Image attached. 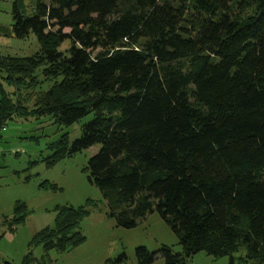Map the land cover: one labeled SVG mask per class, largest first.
Segmentation results:
<instances>
[{"label": "trees", "instance_id": "trees-1", "mask_svg": "<svg viewBox=\"0 0 264 264\" xmlns=\"http://www.w3.org/2000/svg\"><path fill=\"white\" fill-rule=\"evenodd\" d=\"M13 31L34 33L40 51L0 55L3 78L20 94L35 90L41 68L46 80L61 79L33 92L31 107L24 95L4 96L0 125L13 115H53L70 126L94 113L79 138L63 135L44 160L52 168L99 146L89 180L117 225L135 228L157 211L183 247L138 246L139 264L159 255L189 264L200 251L264 264V0H37L27 17L15 5ZM91 205L57 206L55 226L31 244L46 253L84 244ZM29 214L18 202L11 230ZM33 261L29 254L23 264Z\"/></svg>", "mask_w": 264, "mask_h": 264}, {"label": "rangeland", "instance_id": "rangeland-1", "mask_svg": "<svg viewBox=\"0 0 264 264\" xmlns=\"http://www.w3.org/2000/svg\"><path fill=\"white\" fill-rule=\"evenodd\" d=\"M37 0H0V55L3 57H29L40 51V44L34 33L25 38L14 34V7L25 16L35 14ZM245 14L252 12L247 8ZM71 30H63L69 33ZM71 46L66 40L61 50ZM0 72V104L4 96L16 100L17 96L27 97L25 106L33 104L32 93L48 91L57 80H46L43 69L36 72L38 84L35 90L17 92L16 86L9 84ZM94 118L88 114L70 126L56 123L53 115L17 116L13 115L0 125V264L8 261L23 264L30 254L35 261L31 264H139L136 247L145 246L157 251L167 246L174 253L181 254L183 247L178 236L155 211L135 228L118 226L112 218L108 201L102 191L89 180L88 162L99 146L76 153L59 161L52 168L47 167L44 158L52 154L50 145L67 134L70 141L81 136L82 127ZM54 184L57 189L41 187L42 183ZM94 201L90 215L81 223L80 229L86 242L66 253L56 249L45 252L40 244H31L37 233L55 226L57 206L72 205L80 207L87 201ZM18 202L24 203L30 214L23 224L14 225L11 230ZM126 259L117 262L119 256ZM243 248L237 255H245ZM253 261H248L252 264ZM229 256L214 257L200 251L190 258L189 264H229ZM152 264H165L159 255Z\"/></svg>", "mask_w": 264, "mask_h": 264}]
</instances>
